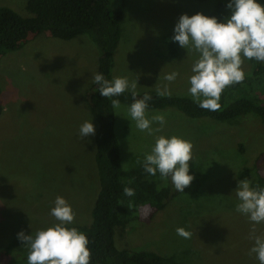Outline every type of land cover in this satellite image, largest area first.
I'll use <instances>...</instances> for the list:
<instances>
[{
  "label": "rangeland",
  "instance_id": "374dc122",
  "mask_svg": "<svg viewBox=\"0 0 264 264\" xmlns=\"http://www.w3.org/2000/svg\"><path fill=\"white\" fill-rule=\"evenodd\" d=\"M115 6L119 0H110ZM230 0H123L121 35L113 53L112 78L137 80V92L168 87L173 95L190 96L189 77L199 57L194 49L173 42L174 28L183 14L203 13L226 22ZM264 6V0H257ZM25 0H0L24 13ZM95 47L85 35L62 40L37 34L20 48L0 54V264H27L28 248L18 233L35 234L55 223L50 215L61 196L75 212L73 224L86 226L98 190L93 160V135L81 139L79 128L91 121L84 93L96 69ZM253 60H245L249 74ZM178 73L169 82L165 76ZM129 105L113 109L123 169L143 165L158 136H178L193 144L184 192L171 177L146 174L164 190L158 208L141 207L118 229L116 244L151 250L178 264H260L250 239L252 222L237 212V173L251 166L264 149V125L256 118L191 119L173 108L147 110L148 118L164 114L166 123L149 135L136 128ZM130 149V150H129ZM126 164V165H123ZM249 180V179H248ZM250 181V180H249ZM190 231V239L176 229ZM264 235V223L255 225Z\"/></svg>",
  "mask_w": 264,
  "mask_h": 264
},
{
  "label": "trees",
  "instance_id": "16d2710c",
  "mask_svg": "<svg viewBox=\"0 0 264 264\" xmlns=\"http://www.w3.org/2000/svg\"><path fill=\"white\" fill-rule=\"evenodd\" d=\"M24 11L21 14L0 5V54L20 48L31 35L46 34L62 40L85 35L96 50L95 73L102 72L106 79H113V53L121 35L123 0L115 6L110 0H25ZM253 61L245 81L223 91L217 111L202 109L192 97L184 95L158 96L153 91H142L137 92L136 99L147 93L152 97L147 110L173 108L191 119L222 122L251 116L264 125V62ZM84 99L95 123L93 160L98 190L92 202L89 223L68 227H76L86 234L90 264H178L169 256L127 248L114 242L118 229L136 216L139 208H158L164 200L163 188L146 179L143 165L127 170L121 166L111 99H119L120 103L130 106L134 102L131 91L111 99L104 98L99 93V86L92 82ZM237 177L239 180L249 179L253 188H264V149L251 166L240 169ZM125 187L133 188L135 195L126 196Z\"/></svg>",
  "mask_w": 264,
  "mask_h": 264
},
{
  "label": "clouds",
  "instance_id": "9594fccd",
  "mask_svg": "<svg viewBox=\"0 0 264 264\" xmlns=\"http://www.w3.org/2000/svg\"><path fill=\"white\" fill-rule=\"evenodd\" d=\"M227 7L232 14L226 22H218L216 17L203 13L181 15L172 37L173 42H178L182 48H192L199 53L192 66L194 74L189 77L188 93L200 108L209 111L219 110L221 95L227 87L245 81V60L264 62V6L257 0H230ZM177 75L173 72L165 79L172 82ZM137 80L138 77L132 81L127 77L108 80L98 71L92 77V82L99 86V93L104 98L111 99L131 91L134 102L128 113L136 122L137 129L152 135L154 131L161 130L166 118L160 113L148 118V101L152 97L145 93L143 98L136 99ZM157 95L170 96L171 92L165 86L157 88ZM111 106L118 110L120 100L111 99ZM91 121H85L80 126L81 139L95 134ZM153 123H158L161 128L153 129ZM192 149L193 144L181 137L158 136L151 153L145 155L144 170L152 176L159 172L163 180L171 177L175 189L184 192L194 180V176L189 174ZM123 192L129 197L135 195V190L130 187H125ZM235 193L239 200L236 211L248 216L252 222L249 238L254 240V246L249 254L255 253L260 264H264V235H256L255 227L264 223V188H253L249 180L243 179L239 180ZM50 215L58 223L35 234L25 235L23 231L17 234L22 245L28 248L27 264H90L89 240L76 227H68L73 224L76 214L65 198L56 197ZM176 232L184 239L192 236L183 227L177 228Z\"/></svg>",
  "mask_w": 264,
  "mask_h": 264
}]
</instances>
